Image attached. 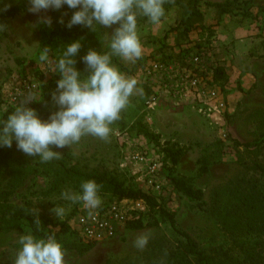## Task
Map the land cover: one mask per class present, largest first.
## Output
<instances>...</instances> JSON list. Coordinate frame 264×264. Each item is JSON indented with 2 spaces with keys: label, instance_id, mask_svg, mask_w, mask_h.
Segmentation results:
<instances>
[{
  "label": "rangeland",
  "instance_id": "rangeland-1",
  "mask_svg": "<svg viewBox=\"0 0 264 264\" xmlns=\"http://www.w3.org/2000/svg\"><path fill=\"white\" fill-rule=\"evenodd\" d=\"M22 1L0 0V12L5 14L0 21V113L11 106L3 94L13 80L32 77L42 85L56 79L57 73L42 70L35 60L41 33L67 24L73 14L67 6L39 13L31 12V7L16 8ZM227 2L233 3V12L219 19L216 5ZM186 7L187 0H164L165 16L158 25L138 17L142 58L135 62L120 58L125 69L114 64L138 84L121 118L111 125L110 136L105 140L85 135L73 146H51L60 153L58 158L90 157L103 163L129 187L150 192L158 200L157 207H148L140 215L143 227H126L113 239L91 243L84 253L66 251V264H180L184 238L161 214L163 208L175 215L177 228L190 234L203 250L229 253L241 264H264V174L252 168L255 162L264 166V0H201V15L188 31L180 23ZM118 26L91 30L80 40V53L109 52ZM218 67L227 74L220 81L213 77ZM57 110L53 100L37 114L48 120ZM166 146L185 149L177 165L166 158ZM136 151L159 160V188H148L143 169L130 160ZM203 158L209 161L207 173L201 170ZM14 159L33 167L25 181L12 186V168L7 163ZM174 176L188 178L194 188L202 189L203 200L177 189L171 180ZM80 184L59 179L49 166H41L38 156L18 149L15 140L11 147H0V194L8 204L28 200L35 212L73 228L83 206L63 200L61 194L78 192ZM101 199L104 204L114 201L109 195ZM56 204L66 208L62 220L52 211ZM27 231L0 229V264H14L19 237ZM141 235L149 237L142 250L134 246ZM68 238L81 241L75 231Z\"/></svg>",
  "mask_w": 264,
  "mask_h": 264
},
{
  "label": "clouds",
  "instance_id": "clouds-1",
  "mask_svg": "<svg viewBox=\"0 0 264 264\" xmlns=\"http://www.w3.org/2000/svg\"><path fill=\"white\" fill-rule=\"evenodd\" d=\"M30 4L33 13L60 10L65 6L76 10L67 23L68 28L83 25L95 31L97 26L119 25L111 37L109 52L89 50L83 56L87 75L76 67L81 41L64 45L57 54L50 47L40 46L35 60L42 70L60 76L53 94L59 110L48 120L41 119L37 111L28 106L41 96L38 85H33L27 94L17 92L24 97L23 102H14V110L0 119V147H11L15 140L17 148L25 154L49 162L60 154L52 150V145L73 146L85 135L105 140L110 136L111 125L121 118L138 84L135 78L122 73L112 58L116 56L131 62L141 59L143 43L138 35V17H146L158 25L165 16V8L164 0H30ZM47 22L50 24L51 20ZM60 23H64L63 18ZM61 197L73 204L81 203L90 211L102 204L100 185L94 179L83 181L78 192L64 191ZM52 211L61 220L66 215V208L59 204ZM35 223L40 226L38 217ZM148 242L149 237L141 235L134 240V246L142 250ZM18 243L14 264H66V249L54 234L37 235L27 231L19 237Z\"/></svg>",
  "mask_w": 264,
  "mask_h": 264
},
{
  "label": "trees",
  "instance_id": "trees-1",
  "mask_svg": "<svg viewBox=\"0 0 264 264\" xmlns=\"http://www.w3.org/2000/svg\"><path fill=\"white\" fill-rule=\"evenodd\" d=\"M201 0H187V7L184 17L181 19V27L187 31L192 26L193 19L201 15L199 3ZM31 7L30 0H24L16 8L27 10ZM219 19L227 13L233 12V3L227 2L224 4H217ZM76 10H73V12ZM5 14L0 12V21ZM92 29L83 25H75L72 28H68L67 24L58 26V28L48 27L41 33V46L50 47L54 54H57L63 50V46L72 43L77 40H82L88 35ZM83 56L80 52L76 57V67L81 71L82 74L87 75V66L83 62ZM113 64H118L125 69V65L120 61L119 57L113 56ZM227 76L224 67H218L215 70L214 79L220 81ZM60 79L57 73L56 79L48 83H42L40 92V99L32 102L29 107L34 108L38 112H43L53 101V94L57 91V81ZM2 104L0 94V105ZM14 110V106L8 107L5 111L0 113V119L6 118V113ZM148 133V131H146ZM238 146L249 148L252 146L251 143H239ZM165 156L174 165H177L181 157L185 154V149L182 147L166 146L163 148ZM201 162V170L204 173L209 171V161L207 158H203ZM8 167L12 168L11 174V185L14 186V182L25 181L31 173L32 163L19 162L17 160H10ZM41 166H49L56 176L63 179H75L82 183L83 181L94 179L100 185V196L109 195L111 200L121 199H134V200H145L148 207H157L158 200L155 195L150 192L143 191L142 189L129 187L126 182L116 175L108 166L103 163H95L90 157L86 160L78 159L73 160L68 157L57 158L49 162H41ZM254 169H259L264 174V166L260 163L255 162ZM173 184L177 189L184 192L187 196L192 199L202 201L204 192L200 188H194L191 183L188 182V178L181 176L171 177ZM6 194V193H4ZM0 194V229L1 230H21L28 229L37 235H44L45 233L54 234L57 239H60L66 251H77L84 253L88 250V246L91 243H85L82 241L73 242L68 237L74 233V229L67 222H54L50 217L35 212L32 208V203L28 200L22 204L12 205L8 204L7 199L4 201L1 199ZM201 206L204 203H200ZM161 214L169 220L172 228L183 236L184 241L180 244V264L190 260L194 264H241V261L229 253H217L207 252L203 250L199 243L187 232L178 229L175 215L166 209H161ZM37 217L40 220V226L38 227L35 223ZM142 217L130 221L127 224V228H141L143 227ZM183 261V262H182Z\"/></svg>",
  "mask_w": 264,
  "mask_h": 264
},
{
  "label": "built area",
  "instance_id": "built-area-1",
  "mask_svg": "<svg viewBox=\"0 0 264 264\" xmlns=\"http://www.w3.org/2000/svg\"><path fill=\"white\" fill-rule=\"evenodd\" d=\"M155 69H159L155 66ZM40 83L32 77L26 79L18 78L11 82L9 90L3 94L4 101L11 106L22 103L24 97L17 95V92L27 94L33 87ZM130 160L140 165L145 174L148 188H159L160 163L156 158H151L146 151H136ZM148 208L145 200L121 199L114 200L109 204L102 203L96 210H88L83 207L75 218L73 229L82 242L99 243L119 236L130 221L140 218L141 214Z\"/></svg>",
  "mask_w": 264,
  "mask_h": 264
}]
</instances>
